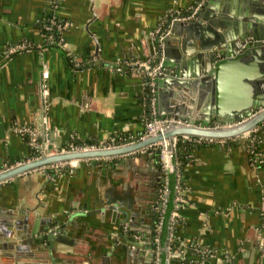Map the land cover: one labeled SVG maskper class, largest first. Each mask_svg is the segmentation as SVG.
Segmentation results:
<instances>
[{
    "label": "crops",
    "instance_id": "0c3cea01",
    "mask_svg": "<svg viewBox=\"0 0 264 264\" xmlns=\"http://www.w3.org/2000/svg\"><path fill=\"white\" fill-rule=\"evenodd\" d=\"M55 1L54 7L51 0H0V172L35 159L29 135L21 134L26 128L46 148L141 140L145 122L157 114L146 77L160 34L171 36L165 46L171 63L201 61L200 46L212 51L230 43L246 24L264 35L262 0H205L195 18L176 25L170 13H187L198 0ZM51 11L69 24L60 33L63 46L47 32ZM185 107L192 117L199 113L195 104ZM257 127V150L248 138L215 139L196 149L184 169L176 235L213 254L202 263L188 254V264H264V122ZM157 159L145 147L70 162L54 177L42 166L1 182L0 264H50L46 252L45 263L35 260L3 232L16 220L39 229L49 219L68 223L67 237L51 246L54 264H161L153 242Z\"/></svg>",
    "mask_w": 264,
    "mask_h": 264
},
{
    "label": "water",
    "instance_id": "95a60500",
    "mask_svg": "<svg viewBox=\"0 0 264 264\" xmlns=\"http://www.w3.org/2000/svg\"><path fill=\"white\" fill-rule=\"evenodd\" d=\"M176 22L178 21L173 25L178 24ZM243 28V32L236 40L230 43L220 42L212 51H204L207 47L200 46L202 51L200 58L203 57L201 61L197 58L189 60L180 58L175 63L169 62L165 46L171 36L159 35L158 57L149 65L146 77L147 84L151 83L149 87L151 95L156 98L155 118L185 120L186 124L171 125L162 133L117 147L42 155L40 158L0 172V183L50 164L127 154L163 140L171 145L173 137L189 136L218 140L241 136L251 131L264 122V35L248 24ZM238 31L240 33L241 28ZM249 35L254 42L244 43ZM161 45L163 55L160 53ZM183 91H187V94ZM191 96H195L196 100L190 98ZM148 102L151 103V100ZM186 104H195L196 110L199 111L197 116L192 117V111L185 107ZM214 122L234 126L211 129L209 126ZM166 164H170L168 157ZM43 223V227L36 229L35 224H32V227L28 226V220H25V225L16 220L6 224L3 232L5 235H12V239L18 241L17 247L29 257L45 263L42 261L45 260L42 256L44 251L50 264H54L51 246L58 239L67 237L68 223L55 226L51 219ZM24 227L30 228L25 236L20 233Z\"/></svg>",
    "mask_w": 264,
    "mask_h": 264
},
{
    "label": "built area",
    "instance_id": "2783aa9c",
    "mask_svg": "<svg viewBox=\"0 0 264 264\" xmlns=\"http://www.w3.org/2000/svg\"><path fill=\"white\" fill-rule=\"evenodd\" d=\"M204 2H205V0H198V2L194 6L190 7V9L187 13H181L180 11L171 12L170 13L171 21L182 22V21L191 20V19L195 18L196 14L198 13L199 9L204 4ZM51 3H52L51 5L55 7L56 1L51 0ZM51 25L55 29H57V31L59 33H61V31L64 30L65 27L68 26L69 24L67 22H57L56 20H51ZM253 42L254 41H253L251 36L245 38V40H244V43H253ZM58 43L61 44V46L64 45L63 44L64 42H62L61 37H59ZM10 51L13 52L14 49L11 48ZM137 64H138V66L145 67L148 64V62H146V61L145 62H138ZM183 124H186L185 120H176L175 121L172 118L164 117V118L157 119L155 117H152V118L148 119L144 124V132L142 134V139L154 136L158 133H162L165 129L169 128L171 125H183ZM232 126H234V125L214 122L209 127L211 129H217L218 130V129H222V128H229ZM257 129H258V127L257 128L254 127L251 131H248V132L244 133L243 135L236 136L234 138L235 139L243 138L244 140L248 138L253 142L254 141V134L257 132ZM24 133L25 134L27 133L29 135L30 146H33L35 148L36 152L38 153L37 156L34 157L35 159L40 158L42 155L49 156V155H54V154L67 153V152L93 150V149H98V148L117 147V146H121V145H126V144L131 142V141H128V142H124V143H117L116 141H112L111 144H108L106 146H101V147H98L95 145H76V144L71 143L65 147L46 148L45 146L38 144V141L36 140V136H35V133L33 132V130L28 129V128L21 130V134H24ZM190 138H192V137L178 136V137L172 138V144L171 145L167 141L163 140L159 143L152 144V145L148 146V149L150 151L155 150L158 152L159 164L161 165V169L164 171V173L166 175L171 174V173H175V171H176V162H174L176 142L178 141V139L183 141V140H188ZM200 140H203V139L197 138L198 142ZM204 140L213 141L215 139H204ZM252 152L255 153L253 150H252ZM167 157L170 158V164H168V165L166 164ZM70 162L71 161L50 164V165H48V167L60 168L64 164L66 165L67 163H70ZM42 168L45 169L44 166ZM163 183H164V186L160 187V199H159L157 206L155 207V212H158V207L160 206V202L164 201L165 197L167 195V192H168V188L166 186L167 185V176L164 177ZM173 190H174L173 209L170 212V215L168 218L167 227H166V234L167 235L163 241L160 239V233L162 230V221L159 220L157 223L155 222L154 226H153V231H154L153 242H154L156 251L160 254V256H163L164 264H174L175 262L176 263L182 262L185 259V257L189 258V257H187L188 256L187 249H192V250H194V252L197 253V255L199 256V258L201 260L200 263H202L203 261L206 260L207 257L213 256V254L211 253V250H209L207 247L199 246L195 243L188 245V244H184L182 242H180L178 247L173 246L174 241L179 239L177 237L176 233L174 232L173 224H174L175 220L178 217H180V209L183 207V204L185 203L184 191L182 190L178 180L175 183ZM260 216L262 218V224L264 226V206H262L260 209ZM161 261H162V258H161ZM189 262H191V260Z\"/></svg>",
    "mask_w": 264,
    "mask_h": 264
},
{
    "label": "trees",
    "instance_id": "16d2710c",
    "mask_svg": "<svg viewBox=\"0 0 264 264\" xmlns=\"http://www.w3.org/2000/svg\"><path fill=\"white\" fill-rule=\"evenodd\" d=\"M46 18H47L48 24L51 23V20L57 21L56 14H54L53 11L48 12V15L46 16ZM51 26L52 25H50V27ZM47 32L49 35L52 36L53 43L55 44V42H57V40H59L60 33L57 32V30L53 26ZM257 134L258 133L254 134V142H252L253 144L250 145L251 148L254 150L258 149L257 144L255 142V136ZM116 142L117 143H124V142H127V140H126V138L116 139ZM206 142H208V140H204V139L200 140L198 142L197 138H195V137H192L188 140H183V141L178 139V141L175 144V158H174V162H176L175 173H171V174L166 175L164 173V171L161 169V165L159 164V161L157 159V167L160 171V186H164L163 179L165 176H167V185L166 186L168 188V192H167V195L165 197V200L160 202V206L158 207V212H155V222L157 223L159 220L162 221V230L160 233V239L162 241L166 238L167 222H168L170 212L173 209L174 185L178 180L182 190L184 191V189H185L184 169L186 168L187 165L192 163V161L194 159L195 150L198 149L202 144H204ZM72 143L76 144V145H79L80 143H82L80 145H95L93 142H90V141H87L85 143L76 141V143L75 142H72ZM33 151H34L33 152L34 157L37 156L38 153L36 152V150L34 149ZM151 152L154 153V155L156 154L157 158H158V152L157 151L153 150ZM44 167H45V171L49 177H52V176L54 177L57 174V171L59 170V168H50V167H48V165H46ZM181 225H182V218L178 217L173 224V226H174L173 229H174L175 233L180 229ZM180 242L181 241L179 239L175 240L173 243V246L178 247ZM187 251H188V254H190V255L198 256L197 253L194 252V250H192V249H187ZM161 258H162L161 264H164L163 256H161ZM188 261H190V259L185 257V259L182 262H180V264H187Z\"/></svg>",
    "mask_w": 264,
    "mask_h": 264
},
{
    "label": "bare ground",
    "instance_id": "6f19581e",
    "mask_svg": "<svg viewBox=\"0 0 264 264\" xmlns=\"http://www.w3.org/2000/svg\"><path fill=\"white\" fill-rule=\"evenodd\" d=\"M74 161L76 162L77 160H72L71 162H74Z\"/></svg>",
    "mask_w": 264,
    "mask_h": 264
},
{
    "label": "flooded vegetation",
    "instance_id": "af4514ba",
    "mask_svg": "<svg viewBox=\"0 0 264 264\" xmlns=\"http://www.w3.org/2000/svg\"><path fill=\"white\" fill-rule=\"evenodd\" d=\"M154 223H155V221H154ZM154 225V224H153Z\"/></svg>",
    "mask_w": 264,
    "mask_h": 264
}]
</instances>
